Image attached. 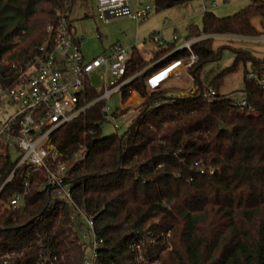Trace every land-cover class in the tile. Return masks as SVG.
<instances>
[{
    "label": "trees",
    "instance_id": "obj_1",
    "mask_svg": "<svg viewBox=\"0 0 264 264\" xmlns=\"http://www.w3.org/2000/svg\"><path fill=\"white\" fill-rule=\"evenodd\" d=\"M74 1L0 0V62L25 59L48 37L46 27L56 24L60 13H71ZM155 4L160 10L171 1ZM263 16L262 0L231 16L206 12L201 28L189 26L187 40L263 35L251 23ZM212 40L192 45L199 61L189 72L198 88L184 96L152 91L147 79L186 59V50L162 47L151 68L136 48L131 50L124 76L129 81L119 94L123 104L133 92L144 100L123 135L101 136L104 101L54 133L74 200L93 218L103 239L98 264H138L129 246L139 240L144 259L159 264H264V58L233 49L232 66L210 81L215 95L206 98L200 73L221 58ZM240 64L242 109L218 90L224 75ZM9 67L0 63V82L10 74ZM84 95L95 99L100 91L87 87ZM13 167L8 159L0 160V185ZM26 180L17 172L0 193V256L15 253L8 264H82L85 248L71 227L72 211L63 202L51 206L50 195L38 192L35 180L31 178L23 208L7 206ZM167 242L172 249L161 256ZM42 257H49L48 262Z\"/></svg>",
    "mask_w": 264,
    "mask_h": 264
},
{
    "label": "built area",
    "instance_id": "obj_2",
    "mask_svg": "<svg viewBox=\"0 0 264 264\" xmlns=\"http://www.w3.org/2000/svg\"><path fill=\"white\" fill-rule=\"evenodd\" d=\"M144 1L97 0L96 19L105 26L111 20L123 17L140 23L152 11ZM67 8L66 4L65 9ZM46 29L48 37L25 59L20 62L2 59L0 62L10 66V74L0 82V160L8 159L14 164L12 172L0 185V193L16 173L21 171L27 179L24 189L15 192L7 206L23 208L27 202L31 178L35 180L38 192L50 195L51 206L63 202L72 211L71 227L77 233L79 244L85 248L82 264H98L103 239L96 233L93 218L77 206L68 178L67 164L62 162V153L52 139L62 125L74 120L94 103L105 102L109 96L122 89L129 81L124 76L131 61V52L115 46L107 53L87 60L82 52L81 40L76 39L71 29L69 12L60 13L56 24L48 25ZM212 36L193 37L183 41L176 50H186L188 57L174 61L160 70L158 75L165 73V77L157 84L153 80L158 75L148 78L149 88L156 90L163 80L169 79L167 74L177 68L188 72L199 61L192 45ZM152 40L162 45L159 37L154 36ZM173 40L178 41L176 35ZM94 72L103 73L104 84L97 98L88 99L84 94L87 87L92 88L89 76ZM249 78L255 76L249 75ZM213 95L215 91L208 87L204 97ZM234 104L241 109L245 107L243 93L241 100L234 101ZM103 110L106 111V107ZM113 127L117 128V125L114 124ZM129 248L138 264H147L140 240L131 241ZM88 251L89 255L86 257ZM14 254L1 255L0 264H8ZM41 259L42 262H48L49 257Z\"/></svg>",
    "mask_w": 264,
    "mask_h": 264
},
{
    "label": "rangeland",
    "instance_id": "obj_3",
    "mask_svg": "<svg viewBox=\"0 0 264 264\" xmlns=\"http://www.w3.org/2000/svg\"><path fill=\"white\" fill-rule=\"evenodd\" d=\"M197 1L198 0H189L188 2L186 1L181 4L174 5L171 8L158 9L159 11H157L155 4L156 0H145L144 2L148 3L151 6V10H153L145 21L136 23L129 18L123 17L121 19L111 20L105 26L102 25V23H100L95 16L97 0H75L73 7L70 10L71 29L73 34L76 36V39L81 40L82 51L85 57L89 60L103 52V50L107 49L109 46L119 45L126 48L129 52H131L133 48H136L144 60L149 62L148 68H151L153 65V58L161 47L155 45L150 35H153V37H159L163 45H173L174 43L177 47H179L183 44V41L188 39V29L190 24H194L198 18L199 12H197ZM192 15H196L193 20L191 19ZM261 22L262 32H264V16L261 18ZM199 23H201V21H199ZM260 25L261 23L258 24V26ZM197 26L201 28L202 25ZM175 31L179 37L177 42H174L173 40ZM99 35L101 38H98ZM214 41L223 42L220 39H216ZM239 43L252 44V46L259 44L261 47H264V42L258 41H240ZM220 49V60L207 63L200 73V82L203 86L204 95L208 87H210L208 86L210 81L217 77V75L224 71V69L232 66L235 60V53L232 48L223 47ZM247 51L251 52L250 50ZM160 58H162V56H160ZM167 66L158 69V71L151 72L148 78ZM245 67L247 70L250 69L249 64H246ZM243 70L244 66L243 64H240L234 71L224 75L222 83L218 88L220 95H227L235 102L239 99L241 100V91L244 87ZM187 73L190 75L189 71ZM182 77L183 76L179 68H177L172 74H170L169 79L161 83L156 90L152 91H165L168 97L184 96L195 92L198 86L193 80V76L192 80L194 85L191 89L183 88L189 85V81L186 77ZM89 78L91 87L95 90L99 91L103 87L105 77H103L102 72H94L89 76ZM180 78L182 79L179 80ZM143 100L144 98H141L138 93L133 92L126 103H124L125 106L123 107L124 104L119 92L109 96V98L105 101L107 115L100 125L101 136L107 137L114 133H117L120 136L123 135L126 132L129 123L140 113V107ZM114 124L117 125V128L113 127ZM168 235H166L167 241ZM166 246L167 249L163 250L161 256H164L166 251H170L172 249L171 242H167ZM88 255L89 251L86 252V257H88ZM147 264L159 263L157 261H148Z\"/></svg>",
    "mask_w": 264,
    "mask_h": 264
},
{
    "label": "crops",
    "instance_id": "obj_4",
    "mask_svg": "<svg viewBox=\"0 0 264 264\" xmlns=\"http://www.w3.org/2000/svg\"><path fill=\"white\" fill-rule=\"evenodd\" d=\"M186 1L188 2L189 0H186ZM186 1H182L180 3H172L171 5H168L166 8H171L174 5L181 4V3L186 2ZM252 1L253 0H198L197 1L198 2V6H197L198 10H197V12H199L198 13L199 15H198L197 20L194 22V24H190V25H193V26L201 25V23H199V21L202 20V17H203V15L206 12H213L218 17L231 16V15L236 14L237 12H239V10L244 8L246 5L250 4ZM262 1H264V0H262ZM146 4H148V3H146ZM150 8H151V6H150ZM156 10L159 11L158 9H156ZM152 11H151V13H152ZM195 16L196 15H192L191 19L193 20ZM261 18L260 17H255L254 19L251 20V23L253 24L254 28L257 29L259 32H262ZM260 23H261V25L258 26V24H260ZM175 35L177 36L176 31L174 33V36ZM262 36H264V35H259V36H256V37H242V36L237 37V36L227 35V34L213 35L212 36V38H213L212 47H213L214 50H217V49H220V48H223V47H229V48H232L234 50H244V51L250 53L255 58H264V47H261L259 44H257L256 46H252V44L239 43L240 41H244V42H250V41H252V42H257V41L258 42H264V37H262ZM150 37H153V35H150ZM98 38H101V36L99 35ZM216 39H220L223 42L214 41ZM177 40H179L178 36H177ZM157 44L155 43V45H157ZM80 45H81V42H80ZM170 45H172V44H166V45H163V44L159 45L158 44V46H161V48H162V46H163V48H166V47H168ZM173 45H175V44L173 43ZM115 46L121 47L119 45L109 46L107 49H104L103 52L99 53L98 55L107 53L108 51H110ZM81 47H82V45H81ZM176 49H177V46L175 45V50ZM247 50H250L251 52H249ZM83 55H84V53H83ZM84 57H85V55H84ZM94 57H96V56H94ZM94 57H92V58H94ZM87 60H89V59H87ZM179 70H180L182 76L186 77L188 79V81H189V85L187 87H183V88L191 89V87H193L194 84H193V80L190 79V75L187 73V71L182 70V68H179ZM164 75H165V73L159 74L158 77L153 81V83L157 84L158 81H160L162 78L165 77ZM182 78H180L179 80H181ZM177 88H182V87H177ZM138 104H139V101H138ZM124 106H125V104L123 105V107Z\"/></svg>",
    "mask_w": 264,
    "mask_h": 264
},
{
    "label": "water",
    "instance_id": "obj_5",
    "mask_svg": "<svg viewBox=\"0 0 264 264\" xmlns=\"http://www.w3.org/2000/svg\"><path fill=\"white\" fill-rule=\"evenodd\" d=\"M171 1V4L172 3H180V2H182L183 0H170ZM105 116H106V113H105Z\"/></svg>",
    "mask_w": 264,
    "mask_h": 264
},
{
    "label": "bare ground",
    "instance_id": "obj_6",
    "mask_svg": "<svg viewBox=\"0 0 264 264\" xmlns=\"http://www.w3.org/2000/svg\"><path fill=\"white\" fill-rule=\"evenodd\" d=\"M159 72H161V71H159ZM159 72H158V73H159ZM173 72H174V70H173V71H171V73H173ZM158 73H157V74H155V75H158ZM171 73H168V74H167V75H168V77H170V74H171ZM157 77H158V76H157ZM157 77H156V78H157ZM156 78H155V79H156ZM155 79H154V80H155ZM154 80H153V81H154ZM166 80H167V79H166ZM166 80H163V82H164V81H166ZM159 84H160V82H159Z\"/></svg>",
    "mask_w": 264,
    "mask_h": 264
}]
</instances>
